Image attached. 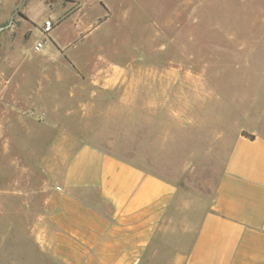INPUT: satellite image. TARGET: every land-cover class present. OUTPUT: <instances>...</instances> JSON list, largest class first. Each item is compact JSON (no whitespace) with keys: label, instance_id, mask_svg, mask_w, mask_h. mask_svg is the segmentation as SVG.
<instances>
[{"label":"rangeland","instance_id":"374dc122","mask_svg":"<svg viewBox=\"0 0 264 264\" xmlns=\"http://www.w3.org/2000/svg\"><path fill=\"white\" fill-rule=\"evenodd\" d=\"M47 19L55 24L49 33L43 31ZM0 26L1 85L11 54H22L20 67L35 65L43 54L64 53L62 65L116 64L126 71L123 89L103 94L115 100L123 92V106H102L106 112H95L88 123L77 118L65 124L78 134L86 124L96 128L94 142L175 182L173 230L165 238L190 243L234 137L245 131L248 116L259 119L264 112V0H0ZM38 41L44 43L40 51ZM150 66L167 81L188 84L175 91L188 98L182 117L150 113ZM138 71L144 86L135 91ZM26 110L0 96V244L11 224L21 225L23 210L36 209L44 180L61 176L66 155L50 149L59 142L68 150L85 140L58 138L53 122ZM184 220L188 239L174 232ZM13 236L19 241V234ZM14 245L9 264H26Z\"/></svg>","mask_w":264,"mask_h":264},{"label":"crops","instance_id":"0c3cea01","mask_svg":"<svg viewBox=\"0 0 264 264\" xmlns=\"http://www.w3.org/2000/svg\"><path fill=\"white\" fill-rule=\"evenodd\" d=\"M62 55L43 54L35 65L20 67L22 54H11L2 72L0 96L8 105L45 116L58 138L85 140L68 150L59 142L50 149L66 155L62 174L44 180L36 209L23 210L21 225L6 231L0 264L10 263L14 244L27 256L26 264H264V112L259 119L248 116L244 129L253 137L244 130L234 137L214 197L191 229V242L174 244L165 236L173 230L178 185L94 142L96 128L86 124L78 134L65 124L77 118L88 123L95 112H106L102 106H123V92L115 100L103 94L122 90L126 71L116 64L90 69L67 60L62 65ZM140 74L132 83L135 91L144 86ZM158 74L157 67H149L150 113L182 117L188 98L175 91L188 84ZM181 223L174 232L181 230L188 239V220Z\"/></svg>","mask_w":264,"mask_h":264},{"label":"built area","instance_id":"2783aa9c","mask_svg":"<svg viewBox=\"0 0 264 264\" xmlns=\"http://www.w3.org/2000/svg\"><path fill=\"white\" fill-rule=\"evenodd\" d=\"M54 22L51 19H47L45 21L43 31L45 33H49L53 30L54 28ZM44 47V43L42 41H38L37 44L35 45V50L40 51Z\"/></svg>","mask_w":264,"mask_h":264},{"label":"water","instance_id":"95a60500","mask_svg":"<svg viewBox=\"0 0 264 264\" xmlns=\"http://www.w3.org/2000/svg\"><path fill=\"white\" fill-rule=\"evenodd\" d=\"M10 24V23H9ZM9 24L7 26H9ZM5 28V26H0V34L2 32V30Z\"/></svg>","mask_w":264,"mask_h":264},{"label":"trees","instance_id":"16d2710c","mask_svg":"<svg viewBox=\"0 0 264 264\" xmlns=\"http://www.w3.org/2000/svg\"><path fill=\"white\" fill-rule=\"evenodd\" d=\"M244 134H246V135H248V136H250V137H253L254 135H252V134H249V133H247V132H243Z\"/></svg>","mask_w":264,"mask_h":264}]
</instances>
